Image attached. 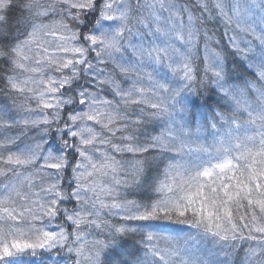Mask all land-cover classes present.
Listing matches in <instances>:
<instances>
[{
  "label": "snow or ice",
  "instance_id": "6c2138e0",
  "mask_svg": "<svg viewBox=\"0 0 264 264\" xmlns=\"http://www.w3.org/2000/svg\"><path fill=\"white\" fill-rule=\"evenodd\" d=\"M0 264H264V0H0Z\"/></svg>",
  "mask_w": 264,
  "mask_h": 264
}]
</instances>
